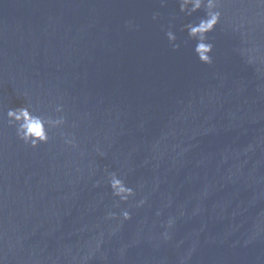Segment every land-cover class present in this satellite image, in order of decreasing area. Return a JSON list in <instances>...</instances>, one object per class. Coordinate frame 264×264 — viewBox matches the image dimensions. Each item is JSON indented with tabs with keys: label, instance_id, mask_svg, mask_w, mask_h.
<instances>
[{
	"label": "water",
	"instance_id": "obj_1",
	"mask_svg": "<svg viewBox=\"0 0 264 264\" xmlns=\"http://www.w3.org/2000/svg\"><path fill=\"white\" fill-rule=\"evenodd\" d=\"M223 4L204 64L178 0H0L3 264H264V2ZM23 104L76 147L19 140Z\"/></svg>",
	"mask_w": 264,
	"mask_h": 264
},
{
	"label": "clouds",
	"instance_id": "obj_2",
	"mask_svg": "<svg viewBox=\"0 0 264 264\" xmlns=\"http://www.w3.org/2000/svg\"><path fill=\"white\" fill-rule=\"evenodd\" d=\"M179 10L187 16H192L194 13L203 10V15L198 16L195 20L183 25L182 31H186L188 37L195 41L193 52L197 59L204 64L213 63L214 44L209 39V33H212L221 21L223 15L222 8L223 0H178ZM264 2V0H261ZM157 14H154L153 19ZM169 42L173 48H179V44L175 43L176 34L169 29L166 32ZM27 95V93H25ZM58 115L42 113L34 109L31 104H23L15 108H10L6 112L7 123L15 129L16 136L24 144L32 148H36L41 144H47L52 139V131L58 130L61 137L64 138V143L76 147V139L63 131V126L67 123L64 113V106L57 104L54 109ZM97 151L101 156L104 155L99 148ZM105 180L110 186L113 197L118 198L115 205L119 207L120 202H128L130 198L135 197L136 190L129 186L125 179L117 171H109L105 168ZM100 182L97 181V185ZM146 203V198H141L136 202V207H141ZM159 215V213H157ZM132 213L127 209H121L117 214L113 211H108L106 219H119L120 223L130 220ZM174 223L173 219H169L167 224L169 227ZM164 239H169L167 231L163 233ZM99 247V244L97 245ZM0 264H3L0 259Z\"/></svg>",
	"mask_w": 264,
	"mask_h": 264
}]
</instances>
